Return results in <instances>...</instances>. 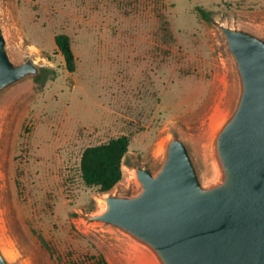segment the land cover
<instances>
[{"label": "rangeland", "instance_id": "obj_1", "mask_svg": "<svg viewBox=\"0 0 264 264\" xmlns=\"http://www.w3.org/2000/svg\"><path fill=\"white\" fill-rule=\"evenodd\" d=\"M219 24L264 38V0H0L15 64L41 73L0 96V242L13 264H158L117 227L91 220L107 195L140 192L136 166L156 173L170 140L189 147L204 187L221 181L214 142L240 79ZM70 36L69 72L55 36ZM130 137L122 179L84 184L83 151Z\"/></svg>", "mask_w": 264, "mask_h": 264}, {"label": "water", "instance_id": "obj_2", "mask_svg": "<svg viewBox=\"0 0 264 264\" xmlns=\"http://www.w3.org/2000/svg\"><path fill=\"white\" fill-rule=\"evenodd\" d=\"M219 27L241 86L214 142L221 181L204 187L188 145L175 136L155 174L136 166L139 193L107 195L104 210L89 217L145 246L158 264H264V38ZM41 71L29 59H10L0 26V96ZM0 264H13L1 249Z\"/></svg>", "mask_w": 264, "mask_h": 264}, {"label": "trees", "instance_id": "obj_3", "mask_svg": "<svg viewBox=\"0 0 264 264\" xmlns=\"http://www.w3.org/2000/svg\"><path fill=\"white\" fill-rule=\"evenodd\" d=\"M58 51L65 59L66 68L74 72L76 57L69 35L60 33L55 36ZM130 137L120 135L106 143L87 147L81 156L80 171L84 184L107 192L122 179V161L129 151ZM77 264H108L102 255H91L87 261Z\"/></svg>", "mask_w": 264, "mask_h": 264}, {"label": "bare ground", "instance_id": "obj_4", "mask_svg": "<svg viewBox=\"0 0 264 264\" xmlns=\"http://www.w3.org/2000/svg\"><path fill=\"white\" fill-rule=\"evenodd\" d=\"M0 249L3 250L4 253H8V249L4 247L0 242Z\"/></svg>", "mask_w": 264, "mask_h": 264}]
</instances>
